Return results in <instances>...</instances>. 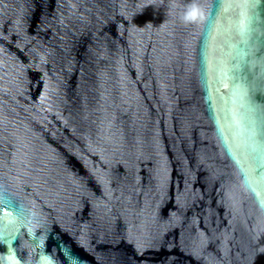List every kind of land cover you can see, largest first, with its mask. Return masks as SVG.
Listing matches in <instances>:
<instances>
[{
  "label": "water",
  "instance_id": "water-1",
  "mask_svg": "<svg viewBox=\"0 0 264 264\" xmlns=\"http://www.w3.org/2000/svg\"><path fill=\"white\" fill-rule=\"evenodd\" d=\"M0 264H264V0H0Z\"/></svg>",
  "mask_w": 264,
  "mask_h": 264
},
{
  "label": "clouds",
  "instance_id": "clouds-1",
  "mask_svg": "<svg viewBox=\"0 0 264 264\" xmlns=\"http://www.w3.org/2000/svg\"><path fill=\"white\" fill-rule=\"evenodd\" d=\"M195 15H196V13H195V12H192V13L189 14L188 18H189V19H192V18L195 17Z\"/></svg>",
  "mask_w": 264,
  "mask_h": 264
}]
</instances>
